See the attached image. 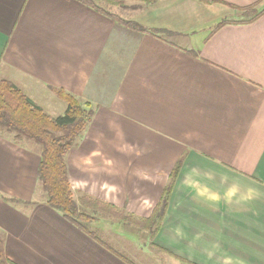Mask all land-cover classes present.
<instances>
[{"label":"crops","instance_id":"1","mask_svg":"<svg viewBox=\"0 0 264 264\" xmlns=\"http://www.w3.org/2000/svg\"><path fill=\"white\" fill-rule=\"evenodd\" d=\"M119 1L136 6L127 19L77 0H0V80L52 118L65 111L54 90L88 103L65 155L73 198L147 220L169 187L159 228L103 219L99 244L45 204L37 146L0 136L6 258L264 264V0Z\"/></svg>","mask_w":264,"mask_h":264},{"label":"trees","instance_id":"2","mask_svg":"<svg viewBox=\"0 0 264 264\" xmlns=\"http://www.w3.org/2000/svg\"><path fill=\"white\" fill-rule=\"evenodd\" d=\"M77 1L107 16L111 14L100 9L96 5L97 1L119 8L125 7V3L119 0ZM139 1L153 3L157 0ZM112 18L127 29L143 32L142 26L134 21L114 16ZM53 92L65 104L64 113L56 118L48 116L13 84L0 80V136L15 144H22L25 141L37 146L40 156L37 183L45 196V204L97 242L99 241L96 236L100 229L98 223L103 219L130 225L139 232L148 231L153 236L159 228L166 208L169 187L164 190L159 205L147 220H136L125 212L90 196L82 195L77 200L73 198L65 155L84 132L93 115V109L88 103L83 104L62 90ZM0 264H12L5 256V244L1 235Z\"/></svg>","mask_w":264,"mask_h":264},{"label":"rangeland","instance_id":"3","mask_svg":"<svg viewBox=\"0 0 264 264\" xmlns=\"http://www.w3.org/2000/svg\"><path fill=\"white\" fill-rule=\"evenodd\" d=\"M140 3H142V2H140ZM96 5L99 7V8H102V9H104V10H106V11H108V12H111V13H115L117 16H120V17H124V15H128V16H131V12L132 11H129V10H124V11H122V9H125V8H127V9H131V8H136V6H131V5H129V4H125V7L124 8H121V9H111V7L113 8V7H117V6H113V5H107V4H105V3H103V2H96ZM138 6V5H137ZM117 8H119V7H117ZM127 16V17H128ZM125 19H127L126 17H124ZM98 235L100 236V237H102L103 235H102V233L100 234V233H98ZM102 235V236H101ZM126 237V236H125ZM102 238H104V236L102 237ZM117 241H119V240H117ZM108 242H110V243H112V245L113 246H115V248L116 249H118L119 251V253L121 254V255H123V256H125V257H127V255L125 254V253H123V252H121L120 251V249L118 248L119 246H118V244L116 243V241H109L108 240ZM118 246V247H117ZM137 249H138V246L136 247ZM159 261H161V262H166L167 260H159ZM169 262V261H168Z\"/></svg>","mask_w":264,"mask_h":264}]
</instances>
